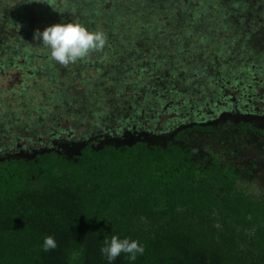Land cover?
<instances>
[{
    "label": "rangeland",
    "instance_id": "374dc122",
    "mask_svg": "<svg viewBox=\"0 0 264 264\" xmlns=\"http://www.w3.org/2000/svg\"><path fill=\"white\" fill-rule=\"evenodd\" d=\"M72 21L108 43L64 67L33 35ZM242 122L264 128V0H0V161L173 143L199 169L232 173L233 195L264 203V137ZM195 125L214 130L175 138ZM244 236L245 258L264 250V231Z\"/></svg>",
    "mask_w": 264,
    "mask_h": 264
},
{
    "label": "trees",
    "instance_id": "16d2710c",
    "mask_svg": "<svg viewBox=\"0 0 264 264\" xmlns=\"http://www.w3.org/2000/svg\"><path fill=\"white\" fill-rule=\"evenodd\" d=\"M235 128L264 137L251 123ZM212 130L195 125L175 138ZM234 182L173 143H89L74 160L49 151L0 161V264H264L263 249L243 256L245 232L264 231V203L233 195ZM104 232L137 240L144 254L109 261ZM49 235L57 248L46 252ZM73 246L82 250L76 263Z\"/></svg>",
    "mask_w": 264,
    "mask_h": 264
},
{
    "label": "clouds",
    "instance_id": "9594fccd",
    "mask_svg": "<svg viewBox=\"0 0 264 264\" xmlns=\"http://www.w3.org/2000/svg\"><path fill=\"white\" fill-rule=\"evenodd\" d=\"M43 3L52 7L55 0H43ZM33 39L42 41L41 44L49 50V59L64 67L84 61L91 54L102 51L108 43L105 32L89 30L84 24L74 21L53 24L42 32L37 29ZM103 245L100 251L109 261L115 260L122 253L127 254L130 261H135L137 254L143 255L145 252V247L137 240L121 239L116 235H112L110 240L105 239ZM56 248L55 238L45 236L43 250L47 252Z\"/></svg>",
    "mask_w": 264,
    "mask_h": 264
}]
</instances>
